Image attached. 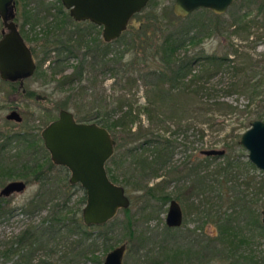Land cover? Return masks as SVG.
Segmentation results:
<instances>
[{
	"label": "trees",
	"instance_id": "16d2710c",
	"mask_svg": "<svg viewBox=\"0 0 264 264\" xmlns=\"http://www.w3.org/2000/svg\"><path fill=\"white\" fill-rule=\"evenodd\" d=\"M39 1L42 2V0ZM256 1L258 2V14L256 16H259L264 10V0ZM149 2L142 12L133 15L137 21L132 20L127 27L128 29L120 37L111 41L120 43L123 47L118 53H113L110 50L111 42H107L103 38L99 40L96 36L89 41L86 40L97 26L90 21L77 22L68 12L66 16L72 21L71 27L73 29L65 31L66 20H57L56 26L64 27L62 35L64 37L66 35V37L62 40L57 39L55 43L51 44L53 47L48 44L46 49L41 51L44 55L36 64L38 67L34 74L39 71L42 63L50 56L51 51L57 53V58L52 61L54 65H51V73L57 74L63 68L57 70L55 65L67 60L69 56L76 55V51L82 48L84 51L78 64L69 74H62L59 85L61 88L64 85L73 87V83H81L75 89L77 90L74 93L75 96L73 95L74 89H72L71 94L75 97L72 106L75 107V110L74 112L70 111L73 112L77 121H95L99 125L107 127L114 137L116 147L115 153L110 159L112 166L107 168L109 178L113 182L123 185L126 190L131 188L135 191L141 190L142 194L149 198L147 202L151 198H155L161 202V205L170 202L173 198L183 201L188 190L194 189L197 193H204V189L209 187L211 192H216V195L220 196L222 204L226 205V208L222 209L224 205L211 203V207L209 210L207 209L215 227H217L216 238L224 244L222 248H216L217 254L220 258L230 259L231 264H260L262 258L254 253L251 244L255 237L254 227L259 231L258 235H261L264 229L259 220V212L261 213V210L264 209V171L257 169L250 161L241 164L231 155L225 156L224 165L213 170H208V168L211 165L210 161L218 157L217 155H202L192 163L185 161L181 170L184 174L181 177L176 176L178 172L176 166L170 164L173 157L172 149L177 144L176 138L173 139V133L187 130L195 119L199 122L198 124L203 122L206 125L204 129L200 128L201 135L204 136V130L210 128L211 119L215 113L229 114L234 112L237 114L236 105L224 99L218 100L214 96L217 91L215 86L211 84L214 75L231 70L233 79L225 85L226 94L233 91L241 93L245 91L251 101L255 97H262L261 101L264 103V96L258 91L261 80L254 81L251 75L252 71L248 74L252 66L247 64L249 56L243 53L239 54L238 48H235L234 44L225 54L206 52L204 46L201 45L204 37L208 34L217 33V31L222 32L225 25L223 14L213 13L207 8L195 9L185 17L174 13V16L169 19V27H164L162 19L169 17L165 11H162L161 14ZM23 12V24L30 23L33 28L38 23V13H34L33 8L27 7ZM247 12L242 13L235 22H231L232 25H236V28L231 30L233 34L239 35L240 29L249 34L251 24H248L243 18V16H247ZM50 27L49 24L48 28ZM23 37L24 39L28 38L27 35H23ZM30 48L34 58H36L37 49L35 47ZM130 51V57L124 60L125 54ZM60 55H64V57L60 58ZM230 55L234 56L230 57ZM117 63L119 68H116ZM98 66L103 67V72L113 73L118 78L116 82L123 80L124 86L137 84L139 79L145 81V103L139 104L136 111H134L132 104L126 101V95L123 98L122 96L116 97L114 101H108L109 95H104L103 98L93 97L91 104L84 103V98L88 99L89 96L87 95H91L88 94V91L97 84L95 69ZM84 80L88 82L83 83ZM2 83L10 87L11 91L19 89L18 82L2 80ZM21 92L27 95L31 94L29 90ZM68 99L57 104L59 111L61 108L69 110ZM182 111L191 112L188 115L180 114L190 124L185 125L182 129L180 123L175 127V132L166 135L165 132L169 133L171 128L166 127L162 130L158 122L165 121L167 118L177 121L178 113ZM82 112L84 114L80 115ZM167 112L170 114L166 115ZM141 113L146 115V120L149 123L147 127L142 124ZM163 114L165 115L163 116ZM204 115L206 119L201 120L200 116ZM47 118L50 119L48 114ZM256 118L264 120L263 113L257 111ZM251 121L253 119L249 121V125ZM134 126L135 129L133 130ZM123 135H127V140L120 142L121 137L125 139ZM236 136L240 137L237 134ZM0 137H3L1 131ZM11 138L17 142L20 141L24 145L20 151L30 157L32 156V158L31 160L28 158L21 160L22 165L19 169H16L17 164L16 166L12 164L9 167H4L0 163V174L7 175L9 178L22 176L28 180L34 174L40 181L47 180L48 178L44 177L42 171L43 163L41 164L40 161L33 158L36 152L45 149L43 144L40 145L39 137L29 132V129L22 127L15 134L8 133L7 139ZM127 144L129 145L127 146ZM5 147V143H0L1 157ZM42 159L46 160L48 166H53L54 162L50 158L42 157ZM126 163L132 167L131 172L135 175L131 172H124L123 176L119 177V174L116 173L117 166L122 167L127 165ZM162 170L165 172L162 173ZM158 178H160L158 181H154ZM181 178L186 181L190 179V183L187 186L182 185L181 189L176 187L177 191L168 192L167 188L172 180H181ZM69 183L70 181L64 182L63 192L67 194L70 191L65 186L67 187ZM70 184L68 187H75V185ZM183 190L187 191L182 192ZM66 201L67 199L61 202L55 201L53 207L48 211L50 215L44 217L37 226V230L31 227L24 229L17 235L16 244L21 248L24 247L27 251L19 255V259L14 264H31L35 242H40L45 234L56 237V234L66 228L68 231L72 229L73 233L80 234L78 240L71 243L70 254L75 258L92 259V264H103L102 255L94 252V248L97 247L95 245L99 240L103 243V250L107 252L115 247L116 241H121L120 245L127 242L126 250L131 247L132 242L130 240L122 241L121 238L113 236L116 226L114 217L102 225L87 226L83 220H80L75 211L72 215L67 213ZM30 203L37 209L46 205L45 200L43 201V198L40 197V193L33 197ZM215 206H217L216 209ZM123 210L126 211L128 221L125 227L131 235L133 222L128 220L130 210L128 208ZM5 214H9V210L1 207L0 217ZM174 229L176 228L171 229L165 226L166 233L172 232ZM174 239L178 247L171 254H164L165 256L162 257L163 259L164 257L168 258L173 264L175 262L180 264L183 251L180 250L179 237ZM168 241L170 240L168 239ZM16 251V248L10 247L4 251V255L14 254ZM157 261L162 262V260ZM42 264H47V260L43 261Z\"/></svg>",
	"mask_w": 264,
	"mask_h": 264
},
{
	"label": "rangeland",
	"instance_id": "374dc122",
	"mask_svg": "<svg viewBox=\"0 0 264 264\" xmlns=\"http://www.w3.org/2000/svg\"><path fill=\"white\" fill-rule=\"evenodd\" d=\"M15 1V21L19 25L20 33L24 36H28L27 39L25 38L26 43L29 44L30 47H35L37 49L38 55L35 58V62L38 64L39 59L44 55L41 51L44 48L46 49L48 44L51 45L55 43L57 39L62 40L66 37V35L65 37L62 35V29L64 27L56 26L57 20H66L65 31L72 30L73 27H71V24L73 23L69 20V17L66 16L68 10H66L61 0H42V2L39 0ZM149 3H152L161 14L162 11L166 12L169 18L163 17L162 24L164 27H169V19L174 16V0H150ZM26 7L33 8L34 13H38V23H36L33 28L30 23L23 24L22 22L23 11ZM257 8L258 2L256 0H234V3L223 14V22L225 25L222 28V32L217 31V33L208 34L204 37L201 45L204 46L206 52L225 54L234 44V47L238 48L239 54L243 53L249 56L247 64L252 66L248 74L252 71L251 75L254 78L253 80H261L258 91L264 96V10H262L259 16H256V14H258ZM248 10L250 11L247 12ZM244 12L248 14L247 16H243V18L248 24H251L249 34L243 29H240L239 35H235L231 30H234L236 25H232L231 22L238 20ZM132 20L134 22L137 21V19L134 18H132L131 21ZM49 24L51 26L50 28H48ZM2 29L3 23L0 18V38L2 36ZM96 36L99 40L102 38V29L100 26L96 27L86 40L89 41V39ZM51 47H53V45H51ZM122 48L120 43L111 42L110 50H112L113 53L120 52ZM83 51L84 50L81 48L79 51H76V55L69 56V58L63 62H58V64L55 65L57 66L56 69L59 70L63 68V70H59L57 74L51 73V65H54L52 61L57 58V53L51 51L50 56L42 63L43 65L39 71L24 81L23 87L26 88V91L29 90L31 92V94L28 95L22 93L20 88L17 91H11V88L2 83L0 78V131L3 134V137H0V143H5L6 145L2 157L0 156L1 165L9 167L12 164L15 166L17 164L16 169H19L23 159L26 160V158H28L31 160L32 158V156L30 157L26 155V153L20 151L24 146L20 141L17 142L14 138L7 139L8 133L15 134L19 132V129L25 127L29 129V132L39 137L40 145H44L43 139L41 138V130L47 123L57 118L59 113L57 104L69 98L67 101L69 110L74 112L75 107L72 106L75 101L74 93H76L77 90L75 89L79 87L81 83L77 84L75 82L73 83V87L64 85L61 88L59 79L62 74H69L73 70L74 66L78 64L80 57L83 55ZM130 55L131 51L127 52L124 56V60L130 57ZM233 56L234 55H230V57ZM63 57L64 55H60V58ZM102 68L101 66L96 67L97 84L88 91V94L91 95H87L89 96L88 99L84 98V103L89 105L93 97L103 98L104 95L110 96V98L108 97V101H114L116 97L122 96L123 98L124 95H126V101L132 104L135 109L134 111L137 110L139 104L145 103V81L139 79L137 84L134 83L132 86H124L123 80L116 82L118 78L109 71L103 72ZM116 68H119L118 63L116 64ZM231 76V70L219 72L212 77L211 84L217 89L214 96L218 100L224 99L236 105L238 108L237 114L234 112L229 114L215 113L211 119L210 128L204 130V136L201 135L200 128L204 129L206 125L203 122L198 124L199 122L195 119L193 120L194 123H192L187 130L177 132L179 134L173 133L176 130L175 127L180 123L182 129L185 125L190 124L189 121L181 117L182 114H191L190 111L187 113L184 111L179 112L177 116L179 118L176 119L177 121L167 118L165 121L158 122L162 130L166 129V127L171 128L169 133L165 132L166 135L173 133V139L176 138L175 141L177 144H175L174 149H172L173 157L170 164L176 166L178 170L176 176H183L184 173L181 171L184 167L183 162L188 161L192 163V161H197L200 156L204 155L202 153L204 149L218 148L224 149L225 152L223 156H218L210 161L211 165L208 170H213L220 165H224L225 156L227 155L235 157V160H238L241 164L249 161L248 151L239 144V137L236 136V134L241 135L244 132L245 128H247L246 126L249 125V121L256 118L257 111L262 112L264 118V103L261 101L262 97H255L253 101H251L245 91L242 93L233 91L230 94H226L225 85L233 79ZM86 82L88 81H83V83ZM72 89H74V92ZM72 92L74 96L71 94ZM38 93L47 98L35 97ZM12 109H16V111L21 114L23 118L22 122L16 123L13 120L6 119L7 113ZM47 114L50 119L47 118ZM82 114H84V112L80 115ZM165 114L169 115L170 112ZM165 114H163V116ZM141 119L142 124L147 127L149 123L146 120V115L141 113ZM200 119H206L205 115L200 116ZM134 129L135 126L133 130ZM126 136L127 135H123L125 139L121 137L120 142L127 140ZM128 145L129 144H127V146ZM18 153L19 156H17ZM42 157L46 159L50 158V153L46 148L36 152L33 158L40 161L41 164L43 163L42 171L44 177L48 178L47 180L40 181L34 174L30 176L29 180L22 176L9 178L7 175L0 174V189L10 179H24L27 183L26 188L22 190V192L13 193L9 198L5 199L4 202H1V204L6 205L9 210L13 209V212L0 217V264H14L15 261L19 259V255L27 251L24 247L21 248L16 244L17 235L24 231V229L31 227L37 230V226L42 222L44 217L50 215L48 211L53 207L55 201L61 202L67 199V213L72 215L75 211L82 221L81 210L86 203V193L81 189L79 184H75V187H68L70 183L67 187L65 186L66 189L69 188L68 191H70V193L67 194L63 192L64 182L68 183L67 179L70 175V171L67 170L66 167L54 163L53 166H48V163H46V160L42 159ZM110 166H112V163L109 159L106 162L105 168ZM131 171L132 167L127 164L122 167L117 166L116 173L119 174V177H122L124 172L130 173ZM164 172L165 171L162 170V173ZM131 173L134 174L133 172ZM159 179L160 178L154 179V181H158ZM181 180H172L167 191H177V188L181 189L182 185L187 186L190 183V179L189 181L184 179ZM228 184L231 185L230 182H228ZM184 191L187 190H183L182 192ZM39 193L43 201L45 200L46 205L41 209H37L34 206L30 207L29 201L33 196H37ZM126 194L131 199L128 208L130 210L128 220L133 222V232L130 235V231H127L125 227V224L128 222L126 211L119 209L118 214L114 217L116 226L114 227V234L112 233L113 236L121 238L120 240L122 241L130 240V242H132L131 247L124 252L123 264H173L168 258L164 257L163 259L162 256L164 254H171L175 248L178 247L174 238L180 236L184 239V242H186L185 246L184 244L182 246L180 245V250L181 248H188L195 251V238L206 241L209 240V237L217 233V227H215L211 221L208 223L209 218L206 217L205 213L206 208L209 207L211 203L222 204L220 196H217L216 192L198 193L197 199L193 197L194 202L191 201L192 198L190 199L188 193H186V195H184L186 198H184L182 202L178 200L185 210V220L181 228L182 230L174 229L172 232L167 233L165 230V216L169 202L161 205V202L155 198H151L150 201L147 202L149 198L144 196L141 190L135 191L132 188L126 190ZM188 197L189 199H187ZM207 199H210L208 204ZM193 205L199 207V209L196 210L198 212L195 210L193 211ZM222 205H224L222 209L226 208L224 203ZM216 207L217 206H215V209ZM261 216L262 214L259 212V220H261ZM253 232L255 237L251 247L254 253L262 258L260 264H264V229L261 235H258L259 231L256 230L255 227ZM55 236L56 237H51L50 234H45L40 242H35V245H33L35 250L33 249L31 264H42V262L46 260L47 264H92V259L75 258L70 254L71 243L78 240L80 234L73 233L72 229L68 231L66 228ZM164 237H166L165 240ZM168 239L170 241H168ZM120 242L121 241H116L115 246L120 245ZM96 244L95 246L97 247L94 248V252L98 255H102L104 258L107 251L103 250V243L99 240ZM223 246V242L217 239L216 247L222 248ZM10 247L13 249L16 248L17 251L14 252V254L4 255V251ZM213 259L215 264H231L230 259L220 258L218 254ZM157 260H162V262ZM180 261V264L186 263V259L183 257ZM174 264H177V262Z\"/></svg>",
	"mask_w": 264,
	"mask_h": 264
},
{
	"label": "water",
	"instance_id": "95a60500",
	"mask_svg": "<svg viewBox=\"0 0 264 264\" xmlns=\"http://www.w3.org/2000/svg\"><path fill=\"white\" fill-rule=\"evenodd\" d=\"M76 20H91L101 26L102 38L111 42L128 28L133 15L142 12L150 0H61ZM14 0H0V18L3 23L0 38V78L3 81L22 80L36 71L37 65L29 44L20 33L15 22ZM234 0H174L173 12L185 17L198 8L210 9L224 14ZM6 119L20 121L19 112L12 110ZM50 159L70 171L68 181L79 183L86 192L82 220L88 225H102L115 217L119 209L130 205V199L123 185L113 182L105 168L106 162L115 153V139L107 127L95 121H77L73 112L61 108L57 118L41 130ZM240 145L248 151V159L259 170L264 171V120L255 118L240 135ZM205 155L223 156L224 149H204ZM26 184L21 180L7 183L1 194L21 192ZM264 225V209L261 210ZM182 210L173 198L165 219L168 226L181 224ZM127 244L115 246L104 257L103 264H123Z\"/></svg>",
	"mask_w": 264,
	"mask_h": 264
},
{
	"label": "flooded vegetation",
	"instance_id": "af4514ba",
	"mask_svg": "<svg viewBox=\"0 0 264 264\" xmlns=\"http://www.w3.org/2000/svg\"><path fill=\"white\" fill-rule=\"evenodd\" d=\"M63 4V3H62ZM66 10H68V9H66ZM68 12H69V15H70V11L68 10ZM71 16V15H70ZM14 20H15V18H14ZM74 20V19H73ZM76 21V20H75ZM79 21V20H78ZM77 21V22H78ZM80 21H86V22H92L91 20H80ZM16 22V21H15ZM17 23V22H16ZM93 23V22H92ZM18 24V23H17ZM96 25V24H95ZM97 26V25H96ZM97 27H99V26H97ZM101 27V26H100ZM18 28H19V25H18ZM20 31V30H19ZM22 34V33H21ZM25 40V39H24ZM35 59V58H34ZM36 63V62H35ZM31 77V76H30ZM28 78V77H27ZM27 78H25V79H23L22 80V82H21V80H16V81H10V80H6V81H10V82H18V87L22 90V91H26V88L25 87H23V85H24V81L27 79ZM5 81V82H6ZM35 97H37V98H39V97H42V98H44L43 96H41V94H37V95H35ZM12 110H16V109H12ZM11 110V111H12ZM10 111V112H11ZM9 112V113H10ZM8 114V113H7ZM20 114V113H19ZM7 116V115H6ZM20 117H21V120L20 121H16L15 119H10V120H13V121H15L16 123H20V122H22L23 121V118H22V116H21V114H20ZM88 122V121H87ZM248 128V127H247ZM246 130V129H245ZM239 139H240V137H239ZM238 139V140H239ZM240 141V140H239ZM240 144V143H239ZM205 155V154H204ZM249 160V159H248ZM251 162V161H250ZM252 163V162H251ZM258 169V168H257ZM69 178V177H68ZM13 180H22L25 184H26V186H27V183H26V181L24 180V179H10L9 181H7L6 183H5V185L4 186H6L7 185V183H9V182H11V181H13ZM75 184H79V183H75ZM75 184H72V185H75ZM80 185V184H79ZM3 186V187H4ZM26 186H25V188H26ZM2 187V188H3ZM81 187V186H80ZM2 188L0 189V192H1V190H2ZM24 188V189H25ZM23 189V190H24ZM81 189L84 191V189L81 187ZM22 192V191H21ZM85 192V191H84ZM207 192H210V190H209V187L208 188H205L204 189V193H207ZM13 193H19V192H12L10 195H3V194H1L0 193V208L2 207V208H6L7 210H9L7 207H6V205H3V204H1V202H4L5 201V199H7V198H9ZM86 193V192H85ZM187 193H188V196L190 197V199H191V201L192 202H194L193 201V199L195 198V199H197L198 198V196H197V191H195L194 189H192V190H188L187 191ZM128 196V195H127ZM33 197H35V196H33ZM188 197V198H189ZM194 197V198H193ZM129 198V197H128ZM33 199V198H32ZM130 199V198H129ZM175 199V198H174ZM131 200V199H130ZM177 202H178V204H179V206L181 207V210H182V221H181V224L180 225H177V226H173V227H170V226H168L167 225V223H166V221H165V223H166V226L167 227H169V228H171V229H173V228H176L177 230H182L181 228L183 227V225H184V220H185V218H184V216H185V210H184V207H182V205H181V203L178 201V199H175ZM31 202V200L29 201V203ZM131 202V201H130ZM182 202V201H181ZM210 202V199L208 200L207 199V204ZM170 203V202H169ZM193 204V203H192ZM30 205H31V203H30ZM32 207H33V204L31 205ZM30 206V207H31ZM168 206H169V204H168ZM193 207V211L195 210H198L199 209V207H197L196 205H193L192 206ZM209 207H211V205H209ZM209 207H207L206 208V211H205V213H206V217L207 218H209V220H208V223L211 221L213 224H214V222H213V220H212V217H210L209 216V213H208V211H207V209L209 210ZM127 208H129V207H127ZM127 208H125V209H127ZM168 208V207H167ZM188 210V209H187ZM168 211V210H167ZM200 211V210H199ZM13 212V209L12 210H9V213H12ZM196 212H198V211H196ZM199 213H201V212H199ZM261 214V213H260ZM201 215V214H200ZM262 217V216H261ZM261 221V220H260ZM261 224H262V221H261ZM215 225V224H214ZM263 225V224H262ZM264 226V225H263ZM216 233H215V235L214 236H212V237H209V240H206V241H204V240H198V239H196L195 238V240H196V250L195 251H193V250H190V249H188V248H181V250L183 251V254H182V257L183 258H185L186 259V263L185 264H215L214 263V259L213 258H215L216 257V255H217V247H216V241H217V238H216ZM179 237V240H180V243H181V246L184 244V246L186 245V242H184V239H182L180 236H178ZM193 241V240H192ZM126 244H127V242H125ZM191 243V242H190ZM18 245V244H17ZM127 247V246H126ZM126 251V250H125Z\"/></svg>",
	"mask_w": 264,
	"mask_h": 264
}]
</instances>
